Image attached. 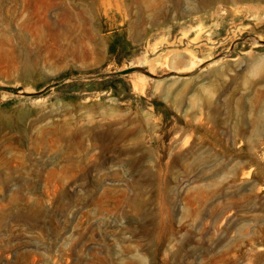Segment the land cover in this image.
Returning <instances> with one entry per match:
<instances>
[{"label": "rangeland", "instance_id": "1", "mask_svg": "<svg viewBox=\"0 0 264 264\" xmlns=\"http://www.w3.org/2000/svg\"><path fill=\"white\" fill-rule=\"evenodd\" d=\"M0 264H264V0H0Z\"/></svg>", "mask_w": 264, "mask_h": 264}]
</instances>
